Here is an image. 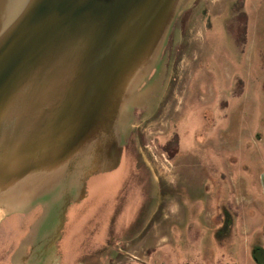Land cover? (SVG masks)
Returning a JSON list of instances; mask_svg holds the SVG:
<instances>
[{"label":"rangeland","instance_id":"374dc122","mask_svg":"<svg viewBox=\"0 0 264 264\" xmlns=\"http://www.w3.org/2000/svg\"><path fill=\"white\" fill-rule=\"evenodd\" d=\"M122 112L118 166L85 180L35 261L256 264L246 252L264 245V0H181ZM23 206L0 218V264L40 215Z\"/></svg>","mask_w":264,"mask_h":264},{"label":"water","instance_id":"95a60500","mask_svg":"<svg viewBox=\"0 0 264 264\" xmlns=\"http://www.w3.org/2000/svg\"><path fill=\"white\" fill-rule=\"evenodd\" d=\"M180 3L0 0V218L22 204L41 208L12 262L38 259L35 247L51 232L49 245L59 238L85 180L118 166L124 104ZM73 177L78 193L68 191Z\"/></svg>","mask_w":264,"mask_h":264},{"label":"trees","instance_id":"16d2710c","mask_svg":"<svg viewBox=\"0 0 264 264\" xmlns=\"http://www.w3.org/2000/svg\"><path fill=\"white\" fill-rule=\"evenodd\" d=\"M251 256L256 264H264V250L260 245L251 248Z\"/></svg>","mask_w":264,"mask_h":264},{"label":"flooded vegetation","instance_id":"af4514ba","mask_svg":"<svg viewBox=\"0 0 264 264\" xmlns=\"http://www.w3.org/2000/svg\"><path fill=\"white\" fill-rule=\"evenodd\" d=\"M263 177H264V176H263ZM19 241H20V240H18V242L15 244V246H14L13 250H14V249L17 247V245H18ZM1 243H3V244H4V245H2V247H4V248H5V250L2 252V254H3V257H4V254H6V251H7V250H6V248H7L6 246H7L9 243L7 244V243H6L5 241H3V240H1V241H0V244H1ZM5 244H6V245H5ZM28 248H29V246H27V248H26V252L28 251ZM13 250H12V251H13Z\"/></svg>","mask_w":264,"mask_h":264},{"label":"crops","instance_id":"0c3cea01","mask_svg":"<svg viewBox=\"0 0 264 264\" xmlns=\"http://www.w3.org/2000/svg\"><path fill=\"white\" fill-rule=\"evenodd\" d=\"M261 248L264 250V245H260ZM27 248V247H26ZM16 249V248H15ZM14 251V250H13ZM246 257L252 259V256H251V249L248 250V252H246ZM253 260V259H252ZM254 261V260H253ZM13 264H15L14 262H12Z\"/></svg>","mask_w":264,"mask_h":264}]
</instances>
